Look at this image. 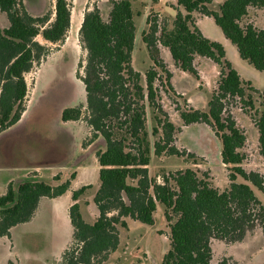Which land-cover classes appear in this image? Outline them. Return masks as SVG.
Instances as JSON below:
<instances>
[{"label": "trees", "instance_id": "16d2710c", "mask_svg": "<svg viewBox=\"0 0 264 264\" xmlns=\"http://www.w3.org/2000/svg\"><path fill=\"white\" fill-rule=\"evenodd\" d=\"M134 1L110 0L105 15L95 6L84 14L79 30L86 50L84 63L80 64L86 101L65 109L62 119L85 122L93 139H104L106 149L97 154L100 187L94 201L98 219L90 224L80 213L78 201L92 187L74 191L69 212L72 242L59 264L104 263L119 248V227L128 228V218L154 225L157 203L165 206L164 216L170 228V249L162 264H236L228 257L213 263V244L218 241L234 246L258 231L264 234V206L249 185L264 192V178L258 172L243 169L247 137L227 109L236 101L253 107L246 86L257 91L226 59L224 46L202 33L196 25V15L212 18L237 47L240 57L264 72V29L242 24L251 8L264 10V0H224L217 9L211 7L215 0H175L169 4L177 10L171 29L159 24L158 14L148 18L143 41L153 65L145 75L146 88L142 75L132 66L136 35ZM0 14L9 23L6 28L0 26V133H3L20 122L26 112L29 100L26 76L47 56L51 45L66 41L72 26V6L69 0H52L46 12L32 15L24 0H0ZM161 47L169 50L177 67L196 77L198 57L220 67V80L208 112L191 110L182 112L181 118L187 126L210 125L221 139L222 163L230 171V184L225 190L214 186L207 174L200 177V172L192 168L164 175L162 182L150 176L152 148L145 103L157 109L158 69L166 74V80L171 78L160 58ZM159 109L158 113L163 114ZM255 116L264 161V108ZM155 119L157 126L152 134L161 133L154 143L155 155H185L173 145L174 124L159 114ZM239 177L249 184L239 183ZM75 178L73 174L72 179ZM70 185L67 181L52 186L32 178L17 186L10 183L7 193L0 195V238L10 237L13 228L32 221L42 199L61 197L70 190Z\"/></svg>", "mask_w": 264, "mask_h": 264}, {"label": "rangeland", "instance_id": "374dc122", "mask_svg": "<svg viewBox=\"0 0 264 264\" xmlns=\"http://www.w3.org/2000/svg\"><path fill=\"white\" fill-rule=\"evenodd\" d=\"M51 1L24 0V3L32 15H38L50 8ZM174 1L133 2L136 35L132 66L142 75L145 88L146 72L153 65L143 41V34L149 27L147 21L158 14L159 24L171 29L177 10L169 4H174ZM69 2L73 24L66 41L51 45L47 56L40 64L36 63L33 71L26 76L29 86L26 112L20 122L0 133V195L7 193L10 183L17 186L28 178L45 181L52 186L70 181V190L61 197L42 199L32 221L13 228L10 237L0 238V264H59L72 242L73 228L69 212L73 204V192L83 186L92 187L78 201L84 221L94 224L99 216L94 201L100 187L97 154L106 149L105 141L102 137L93 139L92 130L85 122H65L62 114L65 109L77 107L86 101L85 87L80 77L84 74L80 64L84 63L86 50L79 36L84 14L98 6L105 15L110 0ZM222 2L224 0H215L211 7L217 9ZM196 17L198 28L207 38L224 46L226 59L257 91L253 92L246 86L253 107L236 101L227 110L247 137L244 149L247 160L243 169L258 172L264 178L259 132L254 121L255 115L264 108V72L258 71L240 57L237 47L225 37L212 18ZM5 21L9 24L6 16L0 14V26H4ZM242 24L264 29V10L251 8ZM37 40L45 44L42 37ZM160 51V58L171 78L166 80V74L158 69L157 109L160 107L163 114L145 103L146 128L152 148L150 176L162 182L164 175L192 168L200 172V177L207 174L214 186L225 190L230 184V171L222 163L221 139L210 125L197 123L187 126L181 118L182 112H208L209 102L220 80V67L211 60L198 57L196 67L199 77H196L177 67L166 48L161 47ZM158 114L174 124L176 131L173 145L185 155H155L154 143L161 138V133L156 136L152 134L153 128L157 126L155 117ZM73 174H76L75 179H72ZM57 176L61 179L57 180ZM238 182L247 183L241 177ZM249 185L264 206V192ZM164 213L165 206L157 203L152 226L128 218V228L119 227V248L102 264H162L170 249V228ZM213 251V263L228 257L236 264H264V234L258 231L234 246L215 241Z\"/></svg>", "mask_w": 264, "mask_h": 264}, {"label": "crops", "instance_id": "0c3cea01", "mask_svg": "<svg viewBox=\"0 0 264 264\" xmlns=\"http://www.w3.org/2000/svg\"><path fill=\"white\" fill-rule=\"evenodd\" d=\"M158 2H162V0H158ZM42 13H40V14H38V15H41ZM199 18H200V16H199ZM201 18H203V17H201ZM198 19V18H197ZM196 22H197V20H196ZM72 24H73V16H72ZM82 24V23H81ZM1 27H3V28H6V27H8V24H6V21H5V24H4V26H1ZM202 31V30H201ZM202 33H203V31H202ZM204 34V33H203ZM205 35V34H204ZM168 50V49H167ZM168 54L170 55V52H169V50H168ZM170 57H171V55H170Z\"/></svg>", "mask_w": 264, "mask_h": 264}]
</instances>
